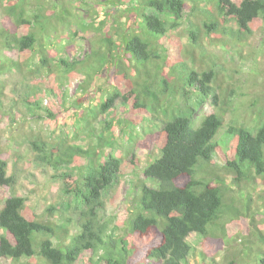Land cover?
<instances>
[{
  "label": "trees",
  "instance_id": "obj_1",
  "mask_svg": "<svg viewBox=\"0 0 264 264\" xmlns=\"http://www.w3.org/2000/svg\"><path fill=\"white\" fill-rule=\"evenodd\" d=\"M2 1L0 47L14 57L6 61L23 78L39 80L26 83L20 104L30 117L55 126L62 115L61 134L73 130L68 138L27 134L30 148L54 168L75 166L60 176L65 193L83 209L70 236L66 224L39 218L24 196L2 197L12 179L0 161V259L197 264L207 252L231 247L232 232H242L248 235L242 240L246 259L231 254L220 264H264V190L252 205L256 186L264 184V101L261 95L251 101L254 124L240 123L230 99L240 94L232 75L237 70L206 47L234 53L254 28L264 34V0ZM77 79L76 95H70L68 83ZM117 99L124 108L119 121L135 127L148 118L160 128L139 142L156 143L157 157L131 181L130 205L109 229L98 210L103 192L124 175L110 117ZM227 112H233L228 120ZM104 114L110 118L99 134L94 122ZM80 135L82 144L74 142ZM120 225L122 235L116 234ZM191 235L203 241V251ZM250 254L255 260L247 259Z\"/></svg>",
  "mask_w": 264,
  "mask_h": 264
},
{
  "label": "rangeland",
  "instance_id": "obj_2",
  "mask_svg": "<svg viewBox=\"0 0 264 264\" xmlns=\"http://www.w3.org/2000/svg\"><path fill=\"white\" fill-rule=\"evenodd\" d=\"M2 7L3 1L0 2V20ZM79 13L82 16H87V12L84 10H79ZM100 18H102L101 14ZM253 31V35L245 43L237 46L234 53L217 44L206 45L208 50L216 55L222 63H225L230 69L237 70L232 75L235 80L237 79L240 94L230 97L233 99L232 107L234 106L235 115L240 123L251 125L255 122L254 113L257 108V105H253L251 101L260 95L262 96L261 101H264V46L261 45L264 34L257 28H254ZM182 35V42H186V35L184 33ZM81 43L83 50L89 49L88 40H82ZM7 56L14 58L12 53L4 51L0 47V161L6 163V175L12 179L10 186H5L2 189L1 195L6 197L10 193H17L24 196L26 205L33 209L39 218L50 221L54 225L66 224L69 234L72 236L78 228L77 220L83 206L65 193L60 175L65 172L74 173L75 166L73 164L61 165L54 168L52 165L41 162L36 157V151L30 148L27 134L38 133L50 139L57 138L58 135L68 138L73 130L69 129L71 131L69 132L64 129V133H60L63 119L59 116L62 115L58 114L55 126L54 122L49 119L32 118L26 114L20 104L21 94L27 91L26 83L37 84L39 80L36 76L23 78L19 72L9 67L8 61H6ZM68 84L70 95H76L79 80H74ZM112 110L114 114L110 117H113V131L116 132L114 152L123 163L124 175H121L118 181L102 194L104 204L98 210V219L101 223L108 224L109 229L115 225L118 212L130 205L129 202L133 194L131 181H136L146 165L157 157L156 143L153 142L148 147H143L140 146L139 142L146 134L160 128L158 120L154 124L148 118L144 119L141 125L135 127L127 122L119 121L124 113L120 99L115 100ZM232 113H225L226 120L232 116ZM195 114L200 115L199 112ZM44 116L42 115V117ZM110 117L107 114L99 115L94 122L96 133H102L105 129V121H109ZM85 141L86 138L81 135L74 140L79 144ZM262 190H264V184L256 186L252 195L254 200L252 205L258 203L256 193H260ZM50 211L52 212L50 213ZM123 231L124 225H120L116 234L122 235ZM231 236V247L225 250L220 248L213 254L207 252L204 260H199L197 264H220L227 255L231 254L246 259L242 253L244 247L242 240L248 235L244 233L243 236L242 232L238 234L232 232ZM69 238L67 237L66 240L68 241ZM126 239L130 241L131 235H127ZM188 240L191 241L197 251H203L206 248L203 246V241L196 235L189 236ZM248 257L249 261L256 258L253 254ZM0 264L12 263L0 259ZM77 264H81V261Z\"/></svg>",
  "mask_w": 264,
  "mask_h": 264
}]
</instances>
